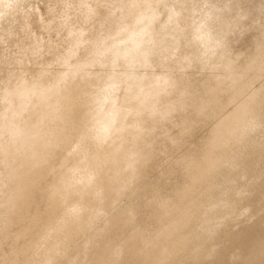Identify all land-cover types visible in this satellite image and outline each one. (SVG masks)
<instances>
[{
	"label": "clouds",
	"instance_id": "clouds-1",
	"mask_svg": "<svg viewBox=\"0 0 264 264\" xmlns=\"http://www.w3.org/2000/svg\"><path fill=\"white\" fill-rule=\"evenodd\" d=\"M194 76L224 93L211 140L264 145V0H0V264H77L35 215L82 191L93 146L155 178Z\"/></svg>",
	"mask_w": 264,
	"mask_h": 264
},
{
	"label": "rangeland",
	"instance_id": "rangeland-1",
	"mask_svg": "<svg viewBox=\"0 0 264 264\" xmlns=\"http://www.w3.org/2000/svg\"><path fill=\"white\" fill-rule=\"evenodd\" d=\"M211 84L192 78L193 105L207 112L185 123L154 179L142 166L123 164L111 174L115 165L99 163L84 174L93 181L55 211L37 203L45 224L61 229L67 222L63 238L77 264H264V145L250 138L216 148L188 143L226 107ZM183 214L189 218L178 220Z\"/></svg>",
	"mask_w": 264,
	"mask_h": 264
},
{
	"label": "bare ground",
	"instance_id": "bare-ground-1",
	"mask_svg": "<svg viewBox=\"0 0 264 264\" xmlns=\"http://www.w3.org/2000/svg\"><path fill=\"white\" fill-rule=\"evenodd\" d=\"M211 85H212V87H215L213 85V83ZM210 90H213V89H210ZM212 102H216V101H212ZM214 104L217 105L216 106V109H218L219 108V105L217 103H214ZM236 142H238V140H235V141H231L230 142V141H228L227 137L221 136V138H217V136L215 135V136H213L211 138L210 141L205 142V144L209 145L212 148H216V147H220V146H223L225 144H228V143H236ZM93 155H94L95 159L97 160V164H99V163L100 164H107V163H109V164L115 165L113 167L112 171H111V174H117L119 172V169H121V167L123 165V163L120 160H118V159H116L114 157H111L110 158L108 156V154L105 153V152H95V153H93ZM221 163L224 166H227V164H228L226 161H222ZM84 180H85V184H88V183L92 182L93 181V175L90 174V173L89 174H86L84 176ZM103 192L104 191L102 189H99V190L96 191V194L98 196H101L103 194ZM82 210L83 209H81L80 211H82ZM80 211H75V213H78ZM208 214L209 213L207 212L205 215H208ZM187 218H189L188 215L183 214V215H181L178 218V220L179 219H187ZM179 242H188V241L183 238Z\"/></svg>",
	"mask_w": 264,
	"mask_h": 264
}]
</instances>
